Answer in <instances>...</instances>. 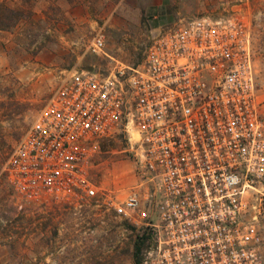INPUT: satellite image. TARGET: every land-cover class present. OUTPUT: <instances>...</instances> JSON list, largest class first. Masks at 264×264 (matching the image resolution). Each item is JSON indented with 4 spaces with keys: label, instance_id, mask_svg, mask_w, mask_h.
Instances as JSON below:
<instances>
[{
    "label": "built area",
    "instance_id": "2783aa9c",
    "mask_svg": "<svg viewBox=\"0 0 264 264\" xmlns=\"http://www.w3.org/2000/svg\"><path fill=\"white\" fill-rule=\"evenodd\" d=\"M88 49L107 64L63 72L4 164L14 191L25 199L96 197L90 158L102 142L122 138L144 181L107 202L130 220L154 207L144 264H261V237L246 216L254 185L264 183L247 22L179 20L152 36L134 64L106 53L103 34Z\"/></svg>",
    "mask_w": 264,
    "mask_h": 264
},
{
    "label": "rangeland",
    "instance_id": "374dc122",
    "mask_svg": "<svg viewBox=\"0 0 264 264\" xmlns=\"http://www.w3.org/2000/svg\"><path fill=\"white\" fill-rule=\"evenodd\" d=\"M15 12L0 29V264H133L134 235L154 220L119 216V203L143 183L122 139L104 141L88 164L96 197L25 199L3 170L64 71L107 64L88 49L97 34L105 51L128 64L141 60L152 36L196 16L244 19L250 27L257 99L264 115V0H0ZM150 191V184L144 182ZM246 216L254 218L264 264V183L254 185ZM147 189V188H145ZM130 224L136 228L131 230ZM154 246L143 251L142 264Z\"/></svg>",
    "mask_w": 264,
    "mask_h": 264
},
{
    "label": "trees",
    "instance_id": "16d2710c",
    "mask_svg": "<svg viewBox=\"0 0 264 264\" xmlns=\"http://www.w3.org/2000/svg\"><path fill=\"white\" fill-rule=\"evenodd\" d=\"M15 17L13 9L0 4V29H6L10 26ZM129 229L136 230V228L130 224H127ZM152 237V230L145 226L139 228L134 235L132 245V259L133 264H142L143 251L149 246L150 239Z\"/></svg>",
    "mask_w": 264,
    "mask_h": 264
}]
</instances>
